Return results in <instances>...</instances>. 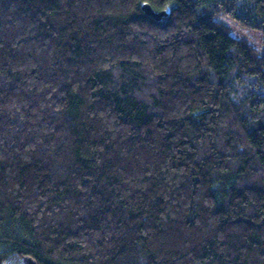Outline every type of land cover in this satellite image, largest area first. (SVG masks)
<instances>
[{"label":"trees","instance_id":"1","mask_svg":"<svg viewBox=\"0 0 264 264\" xmlns=\"http://www.w3.org/2000/svg\"><path fill=\"white\" fill-rule=\"evenodd\" d=\"M18 263L264 264V0H0Z\"/></svg>","mask_w":264,"mask_h":264},{"label":"rangeland","instance_id":"2","mask_svg":"<svg viewBox=\"0 0 264 264\" xmlns=\"http://www.w3.org/2000/svg\"><path fill=\"white\" fill-rule=\"evenodd\" d=\"M221 21L228 27L229 33L232 37L246 40L248 43L255 45L258 48L262 47V35L257 34L255 31L248 30L239 26L234 20L222 17ZM27 264V263H18Z\"/></svg>","mask_w":264,"mask_h":264},{"label":"water","instance_id":"3","mask_svg":"<svg viewBox=\"0 0 264 264\" xmlns=\"http://www.w3.org/2000/svg\"><path fill=\"white\" fill-rule=\"evenodd\" d=\"M144 13L150 17H152L153 19H155L156 21H160L161 19H163L164 17L167 16L166 12H160V13H156L153 11V9L148 5H144L142 7Z\"/></svg>","mask_w":264,"mask_h":264}]
</instances>
